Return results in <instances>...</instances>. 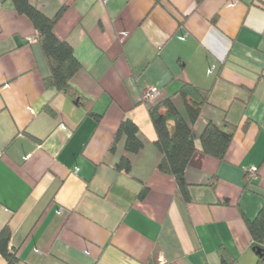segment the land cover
<instances>
[{"label": "crops", "instance_id": "1", "mask_svg": "<svg viewBox=\"0 0 264 264\" xmlns=\"http://www.w3.org/2000/svg\"><path fill=\"white\" fill-rule=\"evenodd\" d=\"M30 1L50 17L67 5L55 31L81 63L72 85L101 118L44 86L37 30L0 0V231L9 226L21 263L222 264L225 247L236 264H256L245 217L264 202V0ZM183 83L210 91L193 126L198 146L209 124L235 128L224 161L192 158L187 203L157 169L149 115L174 96L187 117L175 95ZM148 87L161 98L143 101ZM126 118L143 148L130 153L122 138L111 152ZM122 157L130 173L115 169ZM143 186L145 199L125 197Z\"/></svg>", "mask_w": 264, "mask_h": 264}, {"label": "trees", "instance_id": "2", "mask_svg": "<svg viewBox=\"0 0 264 264\" xmlns=\"http://www.w3.org/2000/svg\"><path fill=\"white\" fill-rule=\"evenodd\" d=\"M11 1L16 11L26 15L37 30L39 45L49 66V75L43 79L44 86L64 93L79 103L88 114L94 115L99 120L101 116L93 111V101L87 99L72 85V78L81 69V63L69 42L61 39L55 31V26L67 5H63L55 16L50 17L30 0ZM202 1L197 0L198 3ZM209 92L207 89L190 83H183L180 86L175 95H178L185 104L187 117L177 106L174 96L165 98L149 107L151 123L157 135L155 144L161 153L157 169L175 179L177 196L186 203L191 201L190 184L186 178V171L194 155L200 152L219 162L224 161L235 132V128L227 124L223 126L209 124L200 137V145H197L193 126L199 119L202 105L209 100ZM45 109L52 113L48 105L45 106ZM139 133L138 125L132 119L122 120L110 146V151L115 152L119 141L125 138L126 150L130 153H138L143 148V141ZM115 169L119 172L130 173L131 161L127 157H122L115 165ZM114 189H116L115 186L111 188V190ZM120 192L124 193L121 190ZM148 193L149 188L143 186L137 194L126 193L124 195L134 201L145 199ZM245 222L251 236L250 247L257 255L256 264H264V202L256 217L253 219L245 217ZM10 240L11 230L6 225L0 231V254L5 258L7 264H22L16 250L10 246ZM218 253L222 264H236V259L225 247H219ZM149 264H153V261L151 260Z\"/></svg>", "mask_w": 264, "mask_h": 264}, {"label": "built area", "instance_id": "3", "mask_svg": "<svg viewBox=\"0 0 264 264\" xmlns=\"http://www.w3.org/2000/svg\"><path fill=\"white\" fill-rule=\"evenodd\" d=\"M129 37V34L126 33L123 35V37L121 38V40H125L126 38ZM37 40V36L36 37H31L30 41H36ZM162 91L159 88L156 87H148L144 90L143 94H142V99L145 102L148 103H152L153 101L161 98L162 96ZM258 168L257 167H252L250 168V172L253 173V175L257 174Z\"/></svg>", "mask_w": 264, "mask_h": 264}]
</instances>
